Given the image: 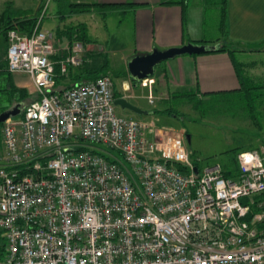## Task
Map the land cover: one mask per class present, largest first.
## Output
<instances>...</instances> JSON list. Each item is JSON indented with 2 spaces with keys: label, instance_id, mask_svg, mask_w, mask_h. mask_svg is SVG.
<instances>
[{
  "label": "built area",
  "instance_id": "built-area-1",
  "mask_svg": "<svg viewBox=\"0 0 264 264\" xmlns=\"http://www.w3.org/2000/svg\"><path fill=\"white\" fill-rule=\"evenodd\" d=\"M7 38L9 72L38 98L1 129L0 264H264V147L238 154L235 177L201 169L185 128L116 112L110 76L57 88L52 32Z\"/></svg>",
  "mask_w": 264,
  "mask_h": 264
},
{
  "label": "crops",
  "instance_id": "crops-1",
  "mask_svg": "<svg viewBox=\"0 0 264 264\" xmlns=\"http://www.w3.org/2000/svg\"><path fill=\"white\" fill-rule=\"evenodd\" d=\"M53 1V9H55L56 14L52 15V18L58 19L59 23L54 28H43L42 18L40 29L54 34L55 51L50 58L54 63L56 87L63 89L80 81L75 78L79 70L78 66L68 65V71L65 73L67 75L65 76L61 72V67L65 59L71 55L74 43L76 41L82 43L79 40H69L65 31L66 28L85 23L90 38L97 40L90 34V29L86 22H81V19H71L73 15L86 13L77 12L71 6L72 3H75L73 0ZM86 2L94 4L95 6L89 7V9L99 10L104 19L116 10L128 14V19L131 23L129 32L132 35L134 55L149 53L153 47L165 50L188 42L213 45L215 47L226 45L230 50L237 51L235 54L236 58L237 54L248 57L240 60L248 64L251 63L246 70L247 74L253 81L257 80L264 85V0H228L226 19L224 22L220 19L218 32L210 33V36L204 33L202 8L200 6L197 7L196 4L191 5L189 0H187L188 7L186 12L183 10L181 1L176 0H88ZM41 3V0L38 1L36 9H33L25 7L21 0H0V40L2 41L4 57L3 62H0V73L5 71L9 74H16L10 73L8 70V41L7 35L3 31L5 22H7L4 17L5 9L10 5L12 7L9 12L10 15L18 16L25 10L38 11L42 7ZM65 6L69 8L68 13L63 10ZM97 30L95 28L96 33H98ZM92 43L84 46H90ZM91 54H93L94 62L98 58L97 56L103 58L100 54H95V51L91 50L86 55L82 53V58L84 57L89 62ZM251 57L255 59L250 60ZM105 61L106 59L103 58V62ZM152 79L153 83L151 85H144L148 88L147 98L150 95L155 98V94H159L160 96L156 97L168 100L171 88L183 90L194 88L196 89L195 93L200 97L206 93L237 92L240 89V80L232 57L228 52L176 57L169 60L160 69V78L152 77ZM12 84L14 85L13 82ZM141 84L138 86L140 87ZM13 85L11 106L17 103L23 105L29 99L36 98L37 94L31 96L26 88H21L16 84V86ZM133 96H136L135 91L131 97ZM205 97L203 96V98Z\"/></svg>",
  "mask_w": 264,
  "mask_h": 264
},
{
  "label": "rangeland",
  "instance_id": "rangeland-1",
  "mask_svg": "<svg viewBox=\"0 0 264 264\" xmlns=\"http://www.w3.org/2000/svg\"><path fill=\"white\" fill-rule=\"evenodd\" d=\"M27 8L36 9V3L40 0H21ZM42 7L37 11L38 17L43 18V28H54L59 20L52 18L56 14L53 0H41ZM76 2L77 0H73ZM72 1V2H73ZM181 1V0H176ZM191 5L196 4L203 10V27L207 36L218 32V23L221 15V0H189ZM64 12L68 13L69 8L64 7ZM36 11V10H34ZM68 15V14H67ZM71 19H81L86 22L97 41H93L90 46H83V55L88 51H95L101 57L110 62L112 71H124L127 69V62L134 55L132 35L129 32L131 26L128 14L116 10L104 19L99 12L91 11L79 15L71 16ZM100 26V28H99ZM95 28L98 29L96 33ZM104 34V35H103ZM97 36V37H96ZM0 62H3L2 41L0 40ZM88 49V50H87ZM238 60L248 57L236 55ZM93 54L89 57V62L94 61ZM95 59L97 63L103 62V58ZM92 58V59H91ZM255 58L251 57L250 60ZM169 62V61H167ZM163 61L156 68L153 77L160 78V69L167 63ZM95 63V62H94ZM96 64V63H95ZM112 74V72H111ZM14 85L26 88L31 96L37 94L34 83L29 75L23 73L9 74L5 71L0 73V113L12 104ZM116 91L126 96L128 100L144 109L149 114L138 115L130 110H122L116 106V112L128 118L138 120H155L158 126H169L185 128L191 135V147L193 159L201 169L206 166L219 164L223 169L238 170L237 151L239 149L251 150L264 147V112H261L259 102L253 106L255 121L248 115L247 107L243 102L237 104L232 102L235 95H215L212 102L207 103L202 97L195 93L196 89H170L168 100L160 99L155 94L154 103H149L147 98L148 88L143 84L137 88L133 87L130 80L119 77L115 79ZM254 81V86L262 85L261 82ZM13 85V86H14ZM15 85V86H16ZM136 96L131 97L133 94ZM259 89L254 90L258 92ZM195 93L193 95H189ZM207 97V96H206ZM210 97V96H209ZM238 97L236 98L237 101ZM193 100V101H192ZM239 100V99H238ZM198 103L194 108V103ZM173 110L169 115L166 110ZM177 113V114H176ZM179 117V118H178ZM188 142V141H187ZM4 154V148L0 143V164ZM5 237L0 231V246L4 243Z\"/></svg>",
  "mask_w": 264,
  "mask_h": 264
},
{
  "label": "trees",
  "instance_id": "trees-1",
  "mask_svg": "<svg viewBox=\"0 0 264 264\" xmlns=\"http://www.w3.org/2000/svg\"><path fill=\"white\" fill-rule=\"evenodd\" d=\"M187 3H188L187 0H181V4H183L184 12H186V10H187L186 9L188 7ZM220 3H221L220 11H221V15H222L221 20L224 22L226 19V15H227L228 0H221ZM71 6L74 9H76L77 12L82 13V12L93 11V9H89V7H92L95 5L90 3V2L89 3H87V2H75V3H72ZM10 9H12V7L9 5V6H7V8L4 11V17L7 19V22H5L3 31L6 33V35H7V32L11 29H15V30H17L20 33L25 34V35H31L33 33V31L35 30L37 25H39V28H40V21L41 20L38 17L37 11L25 10V11H22L20 14H18V16H13V15H10V13H9ZM65 31H66V34H67L69 40H73V39L79 40L83 43V46L85 44H89V43H92L94 41L88 35L87 26L85 23H80L78 25L69 26L68 28H66ZM7 41H8V38H7ZM223 52H228V54L232 57V61H233L235 70H236L237 75H238L239 80H240V89L237 92L236 91H228L226 93H224V92L206 93L205 95H203V96H207L204 99L207 100V103H210V102H212L211 99H213V97H211V96H215V95H229V96L232 95L233 96V95H235L236 97L233 98L232 102H234L236 104L238 102H243V105L245 107H247L248 115L252 118L253 121L256 122L255 116L252 113L253 112V106L252 105L255 102H259L260 110H261V112H264V85L263 84L257 85V86L253 85V84H255L254 81L249 76V74H247V72H246V70L251 65V63L248 64L245 61L238 60L235 57V54L237 51L230 50L226 45H220L219 47H215V49H209L206 53H223ZM93 62H87L86 59H84V57H83L82 63H80L81 65L80 64L79 65H73V66L79 67V70H78L77 74L75 75L76 76L75 78H76V80H80V81L75 82L72 85H74L76 83H81V82L93 81L100 76L108 75L114 81L115 96L119 97V96H122V93L119 91H116V87H117L116 82H115L116 78L123 77V79L130 80L134 84V81L131 79L128 69L124 70V71H117V72L112 71L111 64L109 61H107V59L105 62H100V63H97L95 61L96 64ZM67 71H68V68H67ZM111 72H112V74H111ZM63 75L65 76L67 74L64 73ZM55 80H56V74H55ZM55 84H56V82H55ZM72 85H70V87ZM256 89L257 90L259 89V91L254 92V90H256ZM193 94H195V93H191L189 95H193ZM35 97L36 98H34V99L33 98L29 99L27 102H31V101L38 98L37 96H35ZM237 97L239 100L237 99V101H236ZM27 102H25V103H27ZM194 104L195 105H193V107L196 108L198 103L196 102ZM172 111L173 110H171V109L166 110V112L169 115L174 113ZM2 125H3V123H0V143H1ZM186 132L189 133L187 129H186ZM241 151H244V149H239L237 151V154H239ZM193 161L196 162L197 160H193ZM238 171H239V169L238 170L224 169V174H225V176L232 178V177L236 176ZM5 252H6V248H5V241H4V243L0 246V259H2L4 257Z\"/></svg>",
  "mask_w": 264,
  "mask_h": 264
},
{
  "label": "water",
  "instance_id": "water-1",
  "mask_svg": "<svg viewBox=\"0 0 264 264\" xmlns=\"http://www.w3.org/2000/svg\"><path fill=\"white\" fill-rule=\"evenodd\" d=\"M209 49H215L213 45L197 44L188 42L181 46L170 47L165 50H159L156 47L149 53L133 55L128 59L127 67L131 79L134 81V87H137L144 80L154 76L157 66L163 61H169L183 55H198L204 54ZM115 105L122 110H130L138 115L149 114L148 110H144L132 104L127 97L121 96L114 101ZM21 103H17L0 113V123H4L7 119L21 114ZM187 141L191 143V135L187 133ZM197 172L198 169L195 168Z\"/></svg>",
  "mask_w": 264,
  "mask_h": 264
},
{
  "label": "flooded vegetation",
  "instance_id": "flooded-vegetation-1",
  "mask_svg": "<svg viewBox=\"0 0 264 264\" xmlns=\"http://www.w3.org/2000/svg\"><path fill=\"white\" fill-rule=\"evenodd\" d=\"M122 96H124V95H122ZM119 97H121V96H119ZM119 97H116V99L119 98ZM23 104H24V103H23ZM21 109H22V106H21Z\"/></svg>",
  "mask_w": 264,
  "mask_h": 264
}]
</instances>
